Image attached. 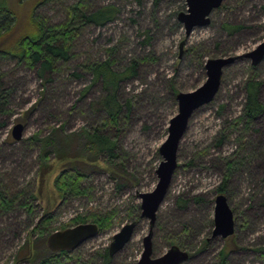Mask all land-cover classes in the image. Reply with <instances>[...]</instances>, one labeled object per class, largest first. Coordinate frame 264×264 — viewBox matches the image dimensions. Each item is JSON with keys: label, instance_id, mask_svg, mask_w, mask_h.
Wrapping results in <instances>:
<instances>
[{"label": "rangeland", "instance_id": "374dc122", "mask_svg": "<svg viewBox=\"0 0 264 264\" xmlns=\"http://www.w3.org/2000/svg\"><path fill=\"white\" fill-rule=\"evenodd\" d=\"M76 1L48 0L39 5L37 12L49 22L58 23L65 19L67 6ZM223 2L221 8L211 12L207 25L194 27L185 36L177 19L178 12L186 11L185 0H88L89 7L112 4L118 11L113 21L104 26L87 25L80 29L71 60L50 81L45 82L34 69L10 61L4 63L3 69L8 73L5 82L13 87V93L11 112L0 118L3 123L0 180L11 192L40 188L43 201H33L38 214L46 203L55 208L58 199L50 175L39 183L38 147L27 146L23 140L36 132L39 136L52 135L54 140L68 136L67 144L76 153L84 140L81 128L97 119L89 105L100 86L94 83L82 95L91 77L86 73L75 77L71 72L80 70L84 61L104 57L105 48L113 44L119 45L117 56L124 57L123 60L150 52L156 57L154 62L141 64L137 79L123 87L125 97L142 94V100L134 104L132 119L119 135L120 147L127 154L125 162L131 181L123 189H117L119 179L97 168L89 158L90 163L83 166L90 174L83 182L90 187L89 193L60 202L55 209L54 231L76 225L71 224V219L78 215L116 208L113 226L68 251L71 257H61L62 264H106L99 254L108 249L120 227L131 221L125 215L126 207L131 201L140 204L138 192L155 188V170L162 160L158 148L167 136L169 119L177 113V100L174 103L169 96V84L172 81L178 92H188L204 82L205 69L198 66L196 55L202 56L204 62L211 57L238 58L224 68L215 97L193 112L179 143L178 166L152 227V256H160L171 245H177L191 254L181 264H215L221 247L228 245L230 251L225 264H264V113L243 132L232 131L228 126L241 112L248 76L254 75L260 82L258 97L264 104V58L252 65L242 55L264 38V0ZM13 3L23 19L31 1ZM226 23L242 27L229 33L223 26ZM145 29L150 36L147 43L143 36ZM189 48L190 52H186ZM18 122L24 125V130L22 138L16 141L11 130ZM220 138L222 143L218 144ZM231 156H243L246 164L229 176L225 192H218L226 173V160ZM218 193L226 196L234 217V233L225 239L211 235L214 198ZM29 229L30 223L22 209L0 214V264H32L53 252L46 245L47 236L38 233L31 236L29 246L25 245ZM148 230V219L140 216L130 241L110 256L107 264L138 260ZM170 240L177 242L171 244ZM204 240L206 245L202 248Z\"/></svg>", "mask_w": 264, "mask_h": 264}, {"label": "trees", "instance_id": "16d2710c", "mask_svg": "<svg viewBox=\"0 0 264 264\" xmlns=\"http://www.w3.org/2000/svg\"><path fill=\"white\" fill-rule=\"evenodd\" d=\"M13 1L0 0V118L11 112L9 104L13 93V87H9L5 82L8 74L3 69L5 62L10 61L20 67L34 69L45 82L50 81L52 75L59 72L62 65L71 60L74 41L80 29L87 25L104 26L113 21L118 11V8L112 4L92 8L88 6V0H78L67 6L66 17L63 21L51 23L37 12L39 5L48 0H30L31 8L25 15L26 18L24 16L23 22ZM223 26L229 33L242 27L239 24L229 23ZM143 36L145 37L144 42L147 43L150 38L148 29L144 30ZM118 47V44L106 47L104 57L84 61L80 70L71 72V75L75 77H80L84 75L83 73L91 77V83L83 89L82 95L94 83L100 86L99 93L89 105V108L97 114V119L95 123L81 128V136L83 134L84 137L79 146L81 150L76 153L70 150L67 144L68 136L65 139L54 140L52 135L39 136L36 132L23 140L27 146L38 147L39 183H42L46 175L51 176L52 187L58 199L57 205L54 204L55 208L53 206L51 208L50 204L46 203L45 206L40 207L41 212L37 214L33 201L42 200L40 188L33 191L19 189L11 192L0 180V214H6L16 208L25 212L30 223L25 244L27 246L33 234L48 236L54 231L55 209L60 202L86 196L89 193L90 187L83 185V182L90 177V174L83 169L85 163H90L89 158L96 163L97 168H102L110 173L112 178L119 179H117L119 182H116L117 189H123L127 182L131 181V173L127 170L125 162L127 154L120 147L119 135L121 131L123 133L126 124L132 119L134 104L142 100L140 97L142 94L140 92L125 97L123 87L126 83L137 79L141 64L145 61L154 62L156 57L153 52H150L123 60L124 57L117 56ZM190 49H186V52H190ZM196 56L198 66L203 69V57ZM259 85L260 82L254 75L248 76L245 82L246 94L243 106L240 114L229 122L230 130L241 129L239 130L241 132L248 130L257 117L264 113V104L258 97ZM169 90V96L175 103L178 91L172 85V81L169 84ZM2 125L0 121V127ZM217 143L221 144L222 138ZM226 163V173L217 187L218 192H225L224 186L229 176L238 168L245 166L246 159L243 156H231ZM117 213V209L113 208L103 213L78 215L71 219V224L84 223L90 219L91 222L97 224L98 232H100L113 226ZM125 215L131 221L137 222L140 218L139 204L131 201L126 207ZM175 242L177 241L170 240L171 244ZM205 245L206 240L202 248ZM229 251L230 246L221 247L215 264H225ZM68 254V251L51 252L32 264H62L63 258L71 257ZM25 255L28 257L29 251ZM99 256L106 264L109 263L110 256L107 248Z\"/></svg>", "mask_w": 264, "mask_h": 264}, {"label": "water", "instance_id": "95a60500", "mask_svg": "<svg viewBox=\"0 0 264 264\" xmlns=\"http://www.w3.org/2000/svg\"><path fill=\"white\" fill-rule=\"evenodd\" d=\"M224 0H185L186 11L177 14L178 21L184 28L185 36L197 26L207 25L211 12L218 8ZM249 58L252 65L258 64L264 58V38L251 50L242 54ZM238 56H222L207 58L204 62L206 78L204 82L192 91L176 94L177 113L169 119L167 136L158 148L162 157L155 173L157 182L155 188L149 192H138L140 198V216L149 221L148 233L143 237V249L135 262L127 264H181L189 258V253L177 245H171L160 256H152V227L155 223L156 211L162 203L173 173L177 168V150L179 143L187 129L193 112L209 103L218 92L221 77L225 67L232 64ZM24 125L21 122L13 125L11 136L18 141L22 138ZM136 221L123 224L113 235L108 247V255L113 256L120 251L131 239ZM234 217L227 198L218 193L214 198L212 236L221 239L234 233ZM98 234V226L93 222L78 223L74 226L51 232L46 239V245L53 252L72 251L86 240Z\"/></svg>", "mask_w": 264, "mask_h": 264}]
</instances>
